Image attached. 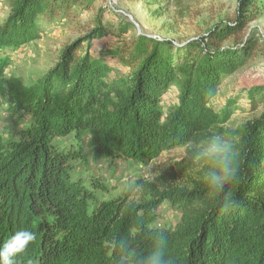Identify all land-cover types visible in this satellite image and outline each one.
I'll use <instances>...</instances> for the list:
<instances>
[{
    "label": "trees",
    "instance_id": "1",
    "mask_svg": "<svg viewBox=\"0 0 264 264\" xmlns=\"http://www.w3.org/2000/svg\"><path fill=\"white\" fill-rule=\"evenodd\" d=\"M0 1L10 10L0 28V81L9 65L3 54L37 41L41 17L65 18L84 2ZM261 11L264 0H237L235 21L182 47L134 34L113 52L128 72L112 79L108 64L77 55L74 44L35 87L12 88V112L30 120L8 140L0 137V246L17 231L36 234L17 264H141L161 239L172 264H264V115L240 129L236 176L216 196L206 182L163 190L139 183L149 200L91 207V193L72 177L70 155L53 144L86 133L95 157L139 163L198 145L232 114V104L218 113L213 100L222 80L246 65L253 47L259 50L241 35ZM174 83L177 104L164 114L162 98ZM164 202L181 214L173 230L152 227Z\"/></svg>",
    "mask_w": 264,
    "mask_h": 264
},
{
    "label": "rangeland",
    "instance_id": "2",
    "mask_svg": "<svg viewBox=\"0 0 264 264\" xmlns=\"http://www.w3.org/2000/svg\"><path fill=\"white\" fill-rule=\"evenodd\" d=\"M236 10L237 0H84L65 18L41 17L37 41L19 51L3 54L9 65L0 81V137L8 140L13 131L24 128L30 120L24 113L12 112V88L16 84L35 87L59 63L65 48L80 45L77 55L90 53L108 64L110 79L117 78L128 72L113 58L122 40L128 41L140 33L182 47L193 40H204L218 23L235 21ZM9 15L7 4L0 1V28ZM129 24L133 27L128 28ZM126 27L128 33L122 35L121 28ZM99 31L103 32L101 37H91ZM241 36L251 37L260 47L256 51L253 47L243 68L222 80L213 107L220 113L232 104V114L208 136L223 135L229 140L234 146L233 161L240 129L264 115V11ZM86 38L90 39L85 41ZM204 43L211 48L209 40ZM232 43L228 41L224 46ZM253 93L256 94L251 98ZM178 94L179 84L174 83L162 98L164 114L177 104ZM53 144L70 155L72 177L91 193V207L117 199H128L130 203L149 200L139 183L153 184L163 190L190 189L195 183L206 182L203 178L206 169L193 157L194 145L163 152L151 162L139 163L95 157L86 133L56 138ZM180 218V212L164 202L156 212L152 227L173 230Z\"/></svg>",
    "mask_w": 264,
    "mask_h": 264
},
{
    "label": "clouds",
    "instance_id": "3",
    "mask_svg": "<svg viewBox=\"0 0 264 264\" xmlns=\"http://www.w3.org/2000/svg\"><path fill=\"white\" fill-rule=\"evenodd\" d=\"M193 157L206 170L204 180L211 194L216 196L224 192L226 185L236 176L233 154L234 146L223 135H213L195 145ZM225 206H229L227 201ZM36 239V234L27 229L17 231L6 243L0 246V264H17V257ZM164 241H157L151 253L145 256L141 264H172L164 259Z\"/></svg>",
    "mask_w": 264,
    "mask_h": 264
}]
</instances>
